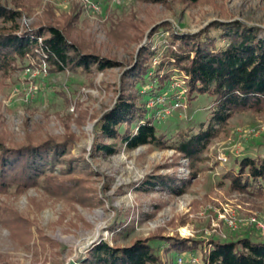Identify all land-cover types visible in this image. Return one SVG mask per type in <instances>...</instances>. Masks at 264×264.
<instances>
[{"label":"rangeland","instance_id":"374dc122","mask_svg":"<svg viewBox=\"0 0 264 264\" xmlns=\"http://www.w3.org/2000/svg\"><path fill=\"white\" fill-rule=\"evenodd\" d=\"M21 2L24 7L20 22L24 26L54 21L55 18L63 20L78 4L82 13L75 25V35L91 42L99 55L111 58L120 66L98 73L94 78H86L69 71L48 73L44 66L38 69L27 65L17 69L5 81L0 80V135L10 142L21 143L29 138L36 141L61 138L69 130L74 135L71 154L87 159L92 172L91 185L100 196L104 191L102 197L105 200L102 207L82 206L69 201L66 195L51 196L40 187L30 188L22 195L0 196V207H7L33 222L32 236L25 245H20L0 223V260L3 264H69L70 261L81 264L90 247L101 241L127 246L153 234L200 241L227 242L242 238L264 241V200L229 193L223 179L228 170L237 169L236 162L240 159L264 154V119L245 113L235 116L227 132L212 141L196 177L190 180L186 193L178 197L155 192L139 195L133 187L154 173L175 174L178 179H187L190 170L186 160L177 159L178 155L171 150L155 151L145 146L129 152L121 150L111 157L91 159L97 119H89L100 116L114 103V85L123 66L132 65L131 58H135L139 48L138 44L119 47L113 43L108 34L113 23L127 22L133 14L136 24L146 30V35L164 21L170 22L180 33L197 32L212 21L232 20L264 30V0H200L193 5L168 0L167 6L143 0ZM152 42V45H159L162 40L153 36ZM155 63L156 60L152 68ZM170 84L157 96L150 95L155 87L151 81L145 87H138L143 102L147 103V116L152 118L153 126L168 137L196 129L206 119L211 105V99L206 96L189 103L185 93V100H181L185 108L174 107L177 94L183 92V88L172 89ZM59 92H64L71 101H77V105L66 106ZM157 202L160 208L154 212L153 204ZM129 211L147 212L152 217L138 222L136 214L131 216L136 221L133 229L114 242L112 229ZM98 226L101 228L95 238ZM35 229L40 230L41 236L49 239L52 245L41 246ZM89 240L91 243L82 248ZM152 246L162 255L161 242H153ZM167 258L175 264L179 258L186 264H203L200 253L169 254ZM190 259L196 261L190 263Z\"/></svg>","mask_w":264,"mask_h":264},{"label":"trees","instance_id":"16d2710c","mask_svg":"<svg viewBox=\"0 0 264 264\" xmlns=\"http://www.w3.org/2000/svg\"><path fill=\"white\" fill-rule=\"evenodd\" d=\"M143 1L165 6L169 3L168 0ZM199 1L180 0L187 5ZM23 7L21 0H0V80L5 81L27 65L38 69L44 66L48 73L69 71L86 78L120 66L111 58L99 55L91 42L75 35V25L82 13L78 4L63 20L55 18L32 26L20 22ZM108 34L119 47L138 44L139 48L135 58H131L132 65L123 66L114 85V103L100 116L89 118L97 119L90 158L111 157L121 150L129 152L144 146L155 151L171 150L178 155L177 159L188 162L190 176L178 179L175 174H150L134 185L133 191L139 195L155 192L181 196L196 177L212 141L227 132L235 116L245 113L264 119V30L232 20L212 21L197 32L180 33L164 21L146 35V30L136 24L131 14L127 22L113 23ZM153 36L160 37L162 42L152 45ZM181 77L189 103L206 96L211 99V105L206 119L196 129L168 137L153 126L138 87H145L151 81L155 87L150 95L157 96L172 80ZM59 95L66 106L77 105L64 92ZM73 145L74 135L69 130L61 138L48 137L41 141L29 138L21 143L10 142L0 135V196L22 195L30 188L40 187L51 196L66 195L69 201L82 206H104V191L100 196L92 187L88 161L71 154ZM236 165V170L223 175L226 190L264 200V154L244 157ZM153 207L156 212L160 203ZM135 214L124 213L125 219L113 227L114 242L133 229L136 221L131 216ZM151 215L138 211L137 221L144 222ZM0 223L20 245L27 244L32 236L33 222L7 207H0ZM35 233L41 246L52 245L41 236L40 230L35 229ZM153 242L162 243V255L156 252ZM182 253H200L203 264H264V241L249 238L200 241L153 234L127 246L101 241L90 247L81 264H175L168 255Z\"/></svg>","mask_w":264,"mask_h":264},{"label":"built area","instance_id":"2783aa9c","mask_svg":"<svg viewBox=\"0 0 264 264\" xmlns=\"http://www.w3.org/2000/svg\"><path fill=\"white\" fill-rule=\"evenodd\" d=\"M177 82H180L181 84H182V86H178V83ZM173 84V86H171ZM172 89H174V88H176V89H178V88H180V87H182L183 88V92H180L179 94H177V102L174 104V107H176V108H185V104H182V102H181V100H185L184 98V94L186 93V88H185V85H184V80H183V78L181 77V78H175L172 82H171V84L169 85ZM221 160H223V161H225V158H221ZM190 261V263L191 262H195L196 260H194V259H190L189 260ZM176 264H186L185 263V261L182 259V258H179L178 260H177V263Z\"/></svg>","mask_w":264,"mask_h":264},{"label":"bare ground","instance_id":"6f19581e","mask_svg":"<svg viewBox=\"0 0 264 264\" xmlns=\"http://www.w3.org/2000/svg\"><path fill=\"white\" fill-rule=\"evenodd\" d=\"M100 228H101L100 226L97 227V231H96L95 236H94L95 238L98 236V233H99ZM90 243H91V240H89L87 243L83 244V247L82 248L88 246Z\"/></svg>","mask_w":264,"mask_h":264},{"label":"water","instance_id":"95a60500","mask_svg":"<svg viewBox=\"0 0 264 264\" xmlns=\"http://www.w3.org/2000/svg\"><path fill=\"white\" fill-rule=\"evenodd\" d=\"M69 264H76L74 261H70Z\"/></svg>","mask_w":264,"mask_h":264}]
</instances>
